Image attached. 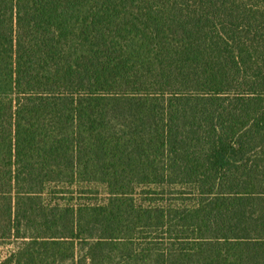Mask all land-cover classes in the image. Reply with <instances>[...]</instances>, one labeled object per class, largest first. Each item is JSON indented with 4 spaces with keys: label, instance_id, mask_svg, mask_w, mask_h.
<instances>
[{
    "label": "trees",
    "instance_id": "trees-1",
    "mask_svg": "<svg viewBox=\"0 0 264 264\" xmlns=\"http://www.w3.org/2000/svg\"><path fill=\"white\" fill-rule=\"evenodd\" d=\"M0 264H264V0H0Z\"/></svg>",
    "mask_w": 264,
    "mask_h": 264
},
{
    "label": "rangeland",
    "instance_id": "rangeland-1",
    "mask_svg": "<svg viewBox=\"0 0 264 264\" xmlns=\"http://www.w3.org/2000/svg\"><path fill=\"white\" fill-rule=\"evenodd\" d=\"M6 252H7V249H5V248L0 249L1 256H5Z\"/></svg>",
    "mask_w": 264,
    "mask_h": 264
}]
</instances>
